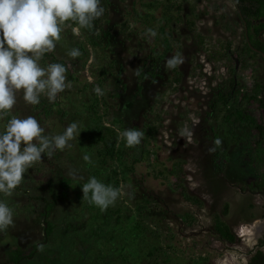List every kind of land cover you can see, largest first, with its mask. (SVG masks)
Segmentation results:
<instances>
[{
	"label": "rangeland",
	"instance_id": "obj_1",
	"mask_svg": "<svg viewBox=\"0 0 264 264\" xmlns=\"http://www.w3.org/2000/svg\"><path fill=\"white\" fill-rule=\"evenodd\" d=\"M134 2L140 10H146L142 3L156 4L159 9L151 10L161 16L162 6L167 0H109L111 22L107 31L111 36L107 49L103 45L92 47L85 39L87 35L79 28H63L60 42L50 53L68 61L74 79H69L66 73V83L70 82L71 87L50 102L57 105L52 118L40 116L37 105L24 101L22 91L17 94L12 116H34L47 135L61 134L69 124L76 122L81 135L72 141V148L57 150L51 158L43 155L42 160L25 173L22 183L10 197L0 194V199H4L14 211V226L0 232V262L5 261L8 250H31L35 243L44 241L43 202L39 198L47 192L46 185L50 182L56 184L58 192L62 191V180L71 181L69 198L50 218L55 227L53 235L38 257L28 264L116 263L124 256H137L140 249L148 252L146 242L163 248L165 259L172 264H190L200 257L230 264V259L241 262L249 257L263 236L264 195L251 189V183H260L264 179V147L256 145L258 132L248 130L247 134L239 133V138L251 142L246 146V142L233 139L228 132L223 123V113L220 116L211 114L210 103L217 90L225 89L229 84L236 58L245 49L246 38L248 40L247 28L236 3L232 0H175L183 9L178 14L181 13L184 20L195 21L197 33L205 37L202 49L188 25L183 21L179 23L181 57L184 60L180 68L184 79L180 88L175 90L167 86L164 78L156 83H141L137 75L154 46V40L148 38L145 44V36L142 35V38L127 41L120 33V24L127 19ZM135 26L139 27V24ZM79 44L84 45L86 56L82 52L75 59L67 55ZM227 44L235 52L233 57L223 62H211L209 54L221 51ZM158 50L162 48L158 46ZM111 60L117 63L114 73L110 70ZM39 63L45 68L51 64L48 59H41ZM247 63L248 67H243L240 62L236 76L241 84L250 88L255 78L264 76V59L248 57ZM122 67L124 71L118 77L117 72ZM105 70L108 73L102 77L101 72ZM99 80L105 82L106 92L101 91L102 94L94 91L99 87ZM140 84H143V90L138 95ZM95 95L103 96L98 106L103 122L118 133L134 127L142 131L147 123L158 128L155 137L144 133L143 138L147 141L142 139L140 145L132 148L126 147L119 136L123 162L126 161L133 169L126 175L121 172L123 166L119 160H108L106 165H101L98 149L92 146L94 133L89 125L92 122L84 106L91 103ZM257 108L254 107L255 116L264 124V108ZM59 109L66 113L64 118L55 112ZM119 119L124 124L117 122ZM4 125L0 119V128ZM185 127L192 131L191 138L180 136ZM215 131L221 140L220 158L215 153L218 150L214 143ZM210 148H215V151L210 152ZM147 150L152 153L150 164L145 160ZM85 154L90 157V162L84 161ZM179 161L184 162V185L202 201V206L190 203L182 196L176 187V177L170 181L155 177L154 169H172ZM100 166L105 169L112 167L108 170L110 172L111 169L120 172L122 195L116 202L123 208L120 215L115 213L116 204L102 212L88 199H83L81 185L87 182L89 173ZM73 171L78 178L73 179ZM145 200L149 202L148 209L141 213L140 207L145 206ZM226 205L229 210L225 215ZM216 216L226 222L236 235L241 236L243 226L250 227L254 235L251 239L241 236L236 244L221 242L220 247L215 229ZM140 221L150 229L145 234H140L137 228ZM155 231L162 234L161 238L152 236Z\"/></svg>",
	"mask_w": 264,
	"mask_h": 264
},
{
	"label": "trees",
	"instance_id": "obj_2",
	"mask_svg": "<svg viewBox=\"0 0 264 264\" xmlns=\"http://www.w3.org/2000/svg\"><path fill=\"white\" fill-rule=\"evenodd\" d=\"M142 1V0H141ZM236 3V6L239 10V15L242 18L244 25L248 29V40L246 38L245 49L242 50L241 54H239L238 58H240V62L243 67H248L247 58H257L260 57L264 59V0H232ZM143 7L146 10H140L137 8V3H133V7L131 12L128 13V17L124 22L120 24V33L123 38L127 41H132L133 39L139 38L144 35L145 40L144 43L148 42V38H152L154 40V46L151 48L146 58L143 60V65L139 70V79L141 83L146 81L157 82L159 79H165L167 86L171 88L179 89L183 83L184 75L181 71L180 65H178L175 69H166L164 67V62L167 60L168 56L173 54L182 53V42L179 31V23L185 22L188 25V28L194 35V39L198 41L202 49L205 45V37L201 34H198L195 28V21L191 19L184 20L183 15L179 11H183L181 6L177 5L175 0H167V2L162 6L161 16H157L155 12L151 9L157 8L156 4L142 3ZM102 6L105 8V13L103 17H101L95 23V27L93 29H81L83 33L87 36L85 39L89 41L92 47H102L105 49L108 48V42L110 40V32L107 31V27L110 25V16H111V6L109 0H102ZM139 24L138 26H135ZM64 27H70V29H77L78 26L73 22H67ZM152 28L157 31L156 37H150L146 35V30ZM142 38V37H141ZM140 46L145 47L142 43ZM158 46L162 48V50H158ZM86 56L88 53L85 51V47L82 44L76 46ZM235 52L231 51V45L227 44L222 47L221 51L211 52L209 54V59L212 62H223L227 59H230ZM254 54V56H252ZM42 59H48L51 63H61L67 69V75L69 79H74L70 73L68 61L65 59L57 58L53 53L45 54ZM116 61H110V70L111 73L117 70ZM124 71L119 70L118 77H121V73ZM108 72L102 71L101 75L104 77ZM233 76L229 81V84L226 85L225 89H218L217 93L214 95L210 105L212 112L211 114H216L220 116L223 113V123L226 125L228 132L232 135L233 139H239V141L246 142L245 145L248 146L249 142L245 139L243 140L241 137L239 138V133L244 132L248 133L250 131H257L259 136V141L257 142L258 147H264V124L260 122L258 118H256V111L254 107H258L257 109L264 108V76L261 78H255L252 87L246 88L243 84H241L235 75V68L233 69ZM105 82L99 80V88H101L102 92L105 91ZM143 90V84H140L138 87V95H140ZM43 97V98H42ZM41 97V102L36 106V110L40 112V116L43 115L46 119L52 118L54 116V107L56 104H51L48 99H44V96ZM102 95H95L92 102L89 104H85L86 113L89 115V121L92 122L91 127L93 128L92 146L96 147L97 155L100 160L101 165H106L108 160H119L122 163L123 169L121 170L123 175H126L129 171H133L132 167L128 166L127 162H123L124 160V152L121 148V141L119 139L118 131L111 127L107 126L103 122V117L99 115L98 106L100 101L102 100ZM105 99V98H104ZM57 112L63 118L66 116V113L63 112L62 109H59ZM12 115L4 117L2 120L7 124L8 120ZM117 122L124 124L123 120H118ZM4 125V126H5ZM3 128H0V131H3ZM134 129L139 130L138 127H134ZM157 127L153 123L145 124L143 128V133L146 135L151 134V136L155 137L157 132ZM214 140L220 139V135L214 132ZM144 142L147 141V138H143ZM251 143V142H250ZM81 147L84 148L83 142L81 141ZM218 150L215 151L216 157H221V151L219 150V146L216 147ZM152 153L150 150L146 151V161L149 163L151 159ZM155 161L158 162L157 159ZM264 162V159L262 160ZM139 162V160H136ZM99 164V165H100ZM150 164V163H149ZM153 165V164H152ZM183 165L184 162H177L173 165L172 169L162 168V169H154L155 177H162L167 181H170L171 178L176 177L178 183L176 187L179 188L182 196L190 203L198 204L202 206V201L192 195L188 188L184 185L183 178ZM154 167V166H153ZM112 167H108L107 169L100 168L94 169V172L89 173V178L95 176L98 180L105 183L106 185H112L116 188H119L121 185V181L119 180L120 172L117 169H111V172L108 171ZM108 173V177L105 179V175ZM111 173V175H110ZM101 177V179H100ZM105 180L106 182H104ZM126 180V179H125ZM124 181V180H123ZM70 180L60 181V185L63 190L58 192V187L53 182H50L46 185L47 192L39 199L43 202L42 208V216L45 222L44 226V241L35 243L32 246L31 250H24L21 248L11 249L6 252L5 261L0 262V264H28L33 261V259L37 258L40 250L43 249V246L48 243L50 237L54 233V225L50 221V218L55 213L57 207L68 200L69 191L68 188L70 186ZM251 189L254 192H260L264 195V179L258 183H251ZM146 201V200H145ZM149 202H145V206L140 207V212L145 213L144 211L148 209ZM118 204L115 205V213L117 215L121 214V209ZM229 206L226 205L224 209V214H228ZM141 215V214H140ZM143 219L142 217H140ZM137 228L140 234L147 233L149 227L144 226L143 222L140 221L137 224ZM215 229L217 233L220 235L221 240L227 243L234 244L238 241L236 234L233 232L232 228L224 221H222L219 217L215 218ZM155 233V234H153ZM155 238H161V233L158 231L152 232V236ZM149 249L148 252L143 251V249L139 250V254L137 256L129 255L124 256L121 261L110 264H142L144 261L146 264H172L170 261L168 262L164 255L165 250L161 247L156 246L155 244L146 242L145 243ZM260 246H264V238L260 241ZM159 257H161L159 259ZM198 264V263H195ZM251 264H264V252L259 250L253 256Z\"/></svg>",
	"mask_w": 264,
	"mask_h": 264
},
{
	"label": "clouds",
	"instance_id": "obj_3",
	"mask_svg": "<svg viewBox=\"0 0 264 264\" xmlns=\"http://www.w3.org/2000/svg\"><path fill=\"white\" fill-rule=\"evenodd\" d=\"M104 13L102 0H0V119L11 115L21 91L24 101L36 106L42 96L53 102L58 94L71 87L70 82L66 83L67 69L63 64L51 63L45 68L39 62L45 54L54 51L67 22L90 30ZM146 35L156 37L157 31L149 28ZM67 55L75 59L81 52L72 48ZM183 63L180 54H173L165 61V68L175 69ZM94 91L102 94L99 87ZM80 135L76 122L69 124L61 134L47 135L34 116H11L0 131V194L10 197L25 173L41 161L43 155L51 158L57 150L72 148V141ZM119 136L126 147L132 148L141 144L144 133L133 128L125 129ZM180 136L191 138L192 131L185 127ZM214 143L219 146L221 140L216 139ZM209 151L214 152L215 148ZM83 159L90 162L87 154ZM71 175L73 179L78 178L75 171ZM81 186L83 199H88L102 212L114 206L122 195L121 189L106 185L95 176ZM11 226H14V211L0 199V232Z\"/></svg>",
	"mask_w": 264,
	"mask_h": 264
},
{
	"label": "flooded vegetation",
	"instance_id": "obj_4",
	"mask_svg": "<svg viewBox=\"0 0 264 264\" xmlns=\"http://www.w3.org/2000/svg\"><path fill=\"white\" fill-rule=\"evenodd\" d=\"M233 57V56H232ZM264 57V56H263ZM234 232V231H233ZM216 233H217V231H216ZM217 235H218V237H219V243H220V247H221V242H223V243H225V244H231V243H227V242H224L223 240H221V237H220V235L217 233ZM237 236V238L239 239H241V236L239 235H236ZM264 238V234H263V236L261 237V238H259L258 239V241H257V244H255V246H256V249H254L252 252H251V254L249 255V257H247V258H245V259H242V261L241 262H235V261H233V260H231L230 259V264H251V261H252V258H253V256L257 253V251H259V250H261V251H263L264 252V246H260V241H261V239H263ZM239 241V240H238ZM237 241V242H238ZM236 242V243H237ZM236 243H234V244H236ZM195 263H198V264H221V262L220 263H216V262H214L212 259H208V258H206V257H200V258H198V260L197 261H194V262H192V263H190V264H195ZM227 264V263H226Z\"/></svg>",
	"mask_w": 264,
	"mask_h": 264
},
{
	"label": "bare ground",
	"instance_id": "obj_5",
	"mask_svg": "<svg viewBox=\"0 0 264 264\" xmlns=\"http://www.w3.org/2000/svg\"><path fill=\"white\" fill-rule=\"evenodd\" d=\"M243 227H242V230L240 232L241 236L246 238V239H251L252 235H254L253 230L250 227H244V228Z\"/></svg>",
	"mask_w": 264,
	"mask_h": 264
},
{
	"label": "water",
	"instance_id": "obj_6",
	"mask_svg": "<svg viewBox=\"0 0 264 264\" xmlns=\"http://www.w3.org/2000/svg\"><path fill=\"white\" fill-rule=\"evenodd\" d=\"M246 34H248V29H246ZM236 66H235V75L237 74V70L239 69L240 66V60L236 58Z\"/></svg>",
	"mask_w": 264,
	"mask_h": 264
}]
</instances>
